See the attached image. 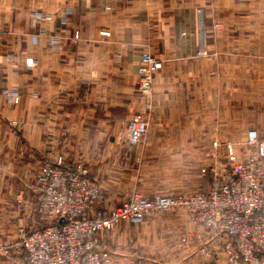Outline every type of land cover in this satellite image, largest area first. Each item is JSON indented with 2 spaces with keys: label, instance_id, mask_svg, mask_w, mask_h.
I'll use <instances>...</instances> for the list:
<instances>
[{
  "label": "crops",
  "instance_id": "1",
  "mask_svg": "<svg viewBox=\"0 0 264 264\" xmlns=\"http://www.w3.org/2000/svg\"><path fill=\"white\" fill-rule=\"evenodd\" d=\"M144 54L163 62L149 99L136 86ZM135 114L148 123L136 148L127 143ZM249 131L264 140V0H0V245L15 239L18 217L29 218L28 187L48 153L84 162L112 208L127 188L115 171L132 159L179 171L180 189L206 191L191 175L209 139L239 143ZM182 230L139 227L144 255L134 261L206 264L193 242L182 246ZM10 259L19 255H0V264Z\"/></svg>",
  "mask_w": 264,
  "mask_h": 264
},
{
  "label": "built area",
  "instance_id": "2",
  "mask_svg": "<svg viewBox=\"0 0 264 264\" xmlns=\"http://www.w3.org/2000/svg\"><path fill=\"white\" fill-rule=\"evenodd\" d=\"M40 19L38 15L34 21ZM73 39L79 40L78 32ZM162 67L163 62L154 56H141L136 86L142 97L150 98L154 75ZM4 96L13 104L20 101L13 91H4ZM147 128L142 116L131 117L128 144L139 146ZM246 146L254 152L239 160L234 143L212 141L218 161L199 168L201 178L207 180L206 191L140 198L112 208L102 204L101 186L88 176L84 162L67 166L61 156L48 153L28 187L34 213L44 225L19 226L13 241L0 245V253L18 254L19 259H10L11 264H111L106 233L124 223L139 225L149 215L184 208L208 236L222 243L230 263L264 264V140L249 131Z\"/></svg>",
  "mask_w": 264,
  "mask_h": 264
},
{
  "label": "rangeland",
  "instance_id": "3",
  "mask_svg": "<svg viewBox=\"0 0 264 264\" xmlns=\"http://www.w3.org/2000/svg\"><path fill=\"white\" fill-rule=\"evenodd\" d=\"M20 2V0H17ZM218 24L213 25V32L220 31L221 29L218 28ZM232 29V28H231ZM200 53V54H198ZM197 55H203L202 50H199ZM215 53L212 54V58H215ZM138 115V114H135ZM134 115V116H135ZM133 117V116H132ZM217 140L219 142H226L218 137H211L209 139V148L206 151V160L204 159L203 162L197 163L196 166L198 168L196 170H193L195 174L198 177L201 178L199 173V168L204 163L209 164L210 166L217 163V156L216 153L211 148L212 141ZM237 148V156L239 160H244L248 156H251L253 154V150L249 149L246 146V139L242 142L235 143ZM128 143V142H127ZM130 145V144H129ZM130 147L136 148L137 146ZM222 157V156H221ZM192 171V172H193ZM115 176L119 178L121 181V185H125L127 188L123 189V191H119V203L116 204L114 207L120 206L121 204L127 203L128 201H134L140 198H148L151 199L155 196H182L186 193L192 194L195 191L201 190L202 188L197 186L193 189H180L178 185H176L173 182V179L176 177V174L180 173L179 171L175 170H153V169H143L138 166V160L137 157L135 159L131 160V163L127 169H124L123 171H115ZM203 179V178H201ZM206 180V179H205ZM99 183V181L97 180ZM207 184V180H206ZM101 186L102 191H104V188ZM18 201L17 203H19ZM108 207V206H106ZM32 208V205L30 203L29 199V218L26 217H18L17 220V228L19 226H26V221L29 220V227L35 228L40 227L44 225L40 219L35 215L34 210ZM31 209V210H30ZM21 213H24L23 210L19 207V216ZM176 214L181 215H187L188 217V227H190L189 230H185V223L184 219L182 217L181 220L177 219L175 222L174 216ZM24 215V214H23ZM178 216V215H177ZM3 221L5 219H2ZM22 220V221H20ZM42 224V225H41ZM141 226H146L150 228L154 227H174V228H181V235H180V242L182 238L186 239V242L182 243V246L186 243H194V246L197 247L196 253L193 255L197 257L198 259L204 258L207 260L206 264H234L230 263L227 259L226 255L224 254L222 250V243L217 241H211V237L206 234V231L203 229V227L199 224H197L192 216L191 213L186 211V209H178L175 211H171L168 213L163 214H153L149 215L143 223L139 225H132V224H121L117 228L113 229L112 231H109L106 233L104 242H105V249L109 255V260L111 264H137L134 259L138 257H143L144 254H140L139 248L137 246V236L139 237L138 228ZM15 228V229H17ZM194 231V232H193ZM197 232V233H195ZM193 233V234H192ZM148 236V235H147ZM145 237V235H141V238ZM153 235H149V238H152ZM155 237V236H154ZM208 239V241L211 242H205V239ZM5 241V240H4ZM2 241V242H4ZM199 241V242H197ZM196 242V243H195ZM211 244V247L207 249L209 245ZM149 246L152 247V241L148 243ZM206 245V246H205ZM0 255H6L2 254L3 250ZM143 251H141L142 253ZM8 256V255H7ZM150 256H153V250L150 252ZM130 258V259H128ZM133 260H132V259ZM239 264V263H236Z\"/></svg>",
  "mask_w": 264,
  "mask_h": 264
}]
</instances>
